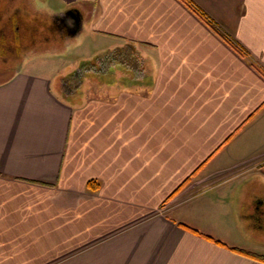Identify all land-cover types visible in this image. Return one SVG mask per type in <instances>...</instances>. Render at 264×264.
Here are the masks:
<instances>
[{
  "label": "crops",
  "instance_id": "0c3cea01",
  "mask_svg": "<svg viewBox=\"0 0 264 264\" xmlns=\"http://www.w3.org/2000/svg\"><path fill=\"white\" fill-rule=\"evenodd\" d=\"M42 2L82 25L0 84V264H262L264 0ZM82 35L136 82L62 100Z\"/></svg>",
  "mask_w": 264,
  "mask_h": 264
},
{
  "label": "rangeland",
  "instance_id": "374dc122",
  "mask_svg": "<svg viewBox=\"0 0 264 264\" xmlns=\"http://www.w3.org/2000/svg\"><path fill=\"white\" fill-rule=\"evenodd\" d=\"M18 1V0H17ZM24 1V0H23ZM35 7V6H31ZM36 7L42 10H37L33 14L37 15V19L28 18L24 19V15L19 16L20 21L18 23V32H16V39L0 40V79L14 74L17 68H21L25 63L14 61L13 63L11 55L8 54V49L12 47L14 49V43L20 45L21 52L16 55V58L22 56V53L29 54L31 51L29 48H33L34 52L42 53L44 51L50 52L51 50H58L63 42L75 41L76 37L69 36L62 28H58L53 23L50 24L51 18L46 16L44 12V2L41 0L36 1ZM40 19L45 20L47 26L40 23ZM87 24V23H86ZM32 25L36 26L35 28ZM30 32L28 33V28ZM88 28L85 25L84 29ZM84 33V32H83ZM87 33V32H85ZM83 36V35H82ZM89 35H84L82 40H85L86 44L79 48L81 53H77L75 45H70L68 48H64L65 57H58V64H60V73H56V77L53 78L51 89H53L62 100H69L73 103H80L82 100H88L90 96L94 95L95 91L107 92L110 88L114 89L115 82L123 83L130 82L133 76V81L136 82L135 75L139 74L140 63H137V55L129 52V49L124 52L112 53L106 52L105 54H99L103 49H98L95 44L89 41ZM9 46V48H7ZM100 50V51H99ZM125 52L127 53L125 56ZM16 54V51H14ZM23 53V54H24ZM137 54V53H136ZM84 55L83 59L77 60L79 56ZM98 55V56H96ZM23 57V56H22ZM57 57H54V60ZM51 59V58H50ZM46 61V62H44ZM49 59H40L36 63L45 64L51 62ZM24 62V61H23ZM44 62V63H43ZM62 64H64L62 66ZM14 68L9 70L8 67ZM49 65V63L47 64ZM57 70V67L55 68ZM127 69V70H126ZM135 75H133L131 72ZM127 73V74H126ZM125 80V81H124ZM139 80V79H137ZM136 84H139L136 83ZM62 87V93L61 89ZM264 193V189H262ZM175 195V194H174ZM173 195V196H174ZM172 196V197H173Z\"/></svg>",
  "mask_w": 264,
  "mask_h": 264
},
{
  "label": "flooded vegetation",
  "instance_id": "af4514ba",
  "mask_svg": "<svg viewBox=\"0 0 264 264\" xmlns=\"http://www.w3.org/2000/svg\"><path fill=\"white\" fill-rule=\"evenodd\" d=\"M21 1L23 0H0V40L2 39H8V40H12V39H16V32H18V23L21 20L20 19V14H19V5L22 3ZM36 1L37 0H24L25 3H27V8H31V6H35L32 7V12H36L37 10H42L36 7ZM42 1V0H41ZM44 12L47 13V11L44 10ZM28 13H31L30 11ZM32 14V13H31ZM36 15V14H35ZM37 16V15H36ZM47 17H50L48 14H46ZM40 23L44 24L47 26V22L45 20L40 19ZM58 28H60V26H57ZM28 33L30 32V27L27 29ZM71 35V34H70ZM11 37H13L11 39ZM13 41V40H12ZM14 43V49H12V47H10V49H8V54L12 56L13 63H15L14 61H16V54L14 53V51H16V53L21 52V49L18 45V43L13 42ZM7 48H9V46H7ZM29 50L31 52L33 51V48H29ZM17 53V54H18ZM9 70L14 68L13 66L8 67Z\"/></svg>",
  "mask_w": 264,
  "mask_h": 264
},
{
  "label": "water",
  "instance_id": "95a60500",
  "mask_svg": "<svg viewBox=\"0 0 264 264\" xmlns=\"http://www.w3.org/2000/svg\"><path fill=\"white\" fill-rule=\"evenodd\" d=\"M22 3L19 5V14L21 13L24 17L37 19V16L33 14L31 11L32 8H27V3L21 1ZM31 13H28V12ZM20 14V15H21ZM21 15V16H22ZM57 26L60 28H64L69 34L76 35L81 28L82 25V15L81 13L74 8L66 10L62 15L58 17H54Z\"/></svg>",
  "mask_w": 264,
  "mask_h": 264
},
{
  "label": "trees",
  "instance_id": "16d2710c",
  "mask_svg": "<svg viewBox=\"0 0 264 264\" xmlns=\"http://www.w3.org/2000/svg\"><path fill=\"white\" fill-rule=\"evenodd\" d=\"M24 19H27V20H28V18H27L26 16H25ZM29 19H30V18H29ZM51 23H53L55 26H57L55 20L52 21V22H50V24H51ZM42 24H43V23H42ZM32 27L35 28L36 26L32 25ZM11 78H12V73H11L10 75H8V76H6V77L0 79V84L6 83V82L9 81ZM182 185H183V184H182ZM182 185H180V186H182ZM98 187H99V184H98L96 181H90V182H88V183L86 184V188L89 189V190H91V191H96V190L98 189ZM179 188H180V187H178V189H176V191H174V193H172V195H170V196L166 199V201H168L170 198H172L173 194H176V193L178 192ZM252 256H253L255 259H257L259 262H261L262 264H264V256H261V255H252Z\"/></svg>",
  "mask_w": 264,
  "mask_h": 264
}]
</instances>
